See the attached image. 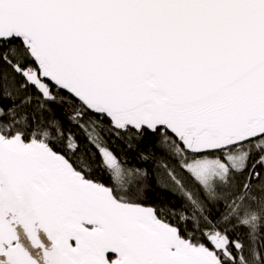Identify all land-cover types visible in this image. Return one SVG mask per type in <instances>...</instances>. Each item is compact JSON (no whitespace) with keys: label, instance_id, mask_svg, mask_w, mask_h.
<instances>
[{"label":"snow or ice","instance_id":"1","mask_svg":"<svg viewBox=\"0 0 264 264\" xmlns=\"http://www.w3.org/2000/svg\"><path fill=\"white\" fill-rule=\"evenodd\" d=\"M0 264H264V0H0Z\"/></svg>","mask_w":264,"mask_h":264}]
</instances>
